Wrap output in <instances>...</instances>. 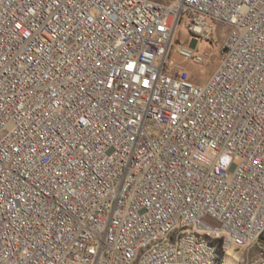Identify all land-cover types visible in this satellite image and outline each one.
<instances>
[{
	"label": "built area",
	"instance_id": "built-area-1",
	"mask_svg": "<svg viewBox=\"0 0 264 264\" xmlns=\"http://www.w3.org/2000/svg\"><path fill=\"white\" fill-rule=\"evenodd\" d=\"M262 235L264 0H0V264H264Z\"/></svg>",
	"mask_w": 264,
	"mask_h": 264
},
{
	"label": "rangeland",
	"instance_id": "rangeland-1",
	"mask_svg": "<svg viewBox=\"0 0 264 264\" xmlns=\"http://www.w3.org/2000/svg\"><path fill=\"white\" fill-rule=\"evenodd\" d=\"M216 31H217L218 41L221 43L224 39L226 29L222 26H219L216 28ZM175 41L179 42V43H185L190 48L194 47V43L192 42V40L187 35L183 25L178 26ZM198 48L202 49L203 51H206V52H216L214 46L210 43H206V44L203 43V44L199 45ZM217 63H218V61L215 60V62L208 64L207 66L191 65L192 77L198 82L205 81L209 77V75L212 73V71L214 70V67H215V65H217ZM259 252H264V235H262L261 238L258 240V242L256 244H254V246L249 250V257H251L252 255H255ZM234 254L235 253H232L229 256L231 257ZM244 254H246V253L244 252Z\"/></svg>",
	"mask_w": 264,
	"mask_h": 264
},
{
	"label": "bare ground",
	"instance_id": "bare-ground-1",
	"mask_svg": "<svg viewBox=\"0 0 264 264\" xmlns=\"http://www.w3.org/2000/svg\"><path fill=\"white\" fill-rule=\"evenodd\" d=\"M232 254V253H231ZM239 256V254L235 253L231 257H226L225 261L222 264H236V259Z\"/></svg>",
	"mask_w": 264,
	"mask_h": 264
},
{
	"label": "snow or ice",
	"instance_id": "snow-or-ice-1",
	"mask_svg": "<svg viewBox=\"0 0 264 264\" xmlns=\"http://www.w3.org/2000/svg\"><path fill=\"white\" fill-rule=\"evenodd\" d=\"M132 67V65H129V68H131ZM145 84H147V81H145Z\"/></svg>",
	"mask_w": 264,
	"mask_h": 264
}]
</instances>
